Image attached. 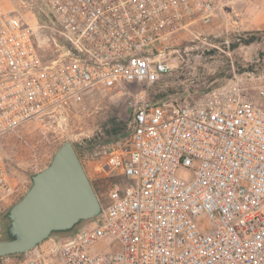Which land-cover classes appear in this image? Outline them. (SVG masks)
<instances>
[{"label": "built area", "instance_id": "2783aa9c", "mask_svg": "<svg viewBox=\"0 0 264 264\" xmlns=\"http://www.w3.org/2000/svg\"><path fill=\"white\" fill-rule=\"evenodd\" d=\"M219 0H0V208L18 198L3 139L91 91L145 85L128 135L102 145L95 219L12 264H264V105L227 84L152 100L181 33ZM46 41L56 57L39 51Z\"/></svg>", "mask_w": 264, "mask_h": 264}, {"label": "rangeland", "instance_id": "374dc122", "mask_svg": "<svg viewBox=\"0 0 264 264\" xmlns=\"http://www.w3.org/2000/svg\"><path fill=\"white\" fill-rule=\"evenodd\" d=\"M252 2L219 0L218 18L179 34L168 49L172 69L147 87L149 98L192 100L207 90L230 84L248 100L264 105V28L248 27L244 12ZM39 51L51 58L62 48L44 38ZM144 89L143 84L127 83L119 89L91 91L71 104L59 120L31 122L10 132L3 139V147L19 188L17 200L28 188L31 175L49 162L63 141L70 140L103 205L106 187L96 168V152L109 141L128 135L133 105ZM9 206L0 208V239L6 237ZM23 257L25 254L1 257L0 264H12Z\"/></svg>", "mask_w": 264, "mask_h": 264}, {"label": "water", "instance_id": "95a60500", "mask_svg": "<svg viewBox=\"0 0 264 264\" xmlns=\"http://www.w3.org/2000/svg\"><path fill=\"white\" fill-rule=\"evenodd\" d=\"M101 213L99 198L70 140L63 141L49 162L34 172L30 184L7 210L6 237L0 258L24 254L53 232L68 231Z\"/></svg>", "mask_w": 264, "mask_h": 264}, {"label": "crops", "instance_id": "0c3cea01", "mask_svg": "<svg viewBox=\"0 0 264 264\" xmlns=\"http://www.w3.org/2000/svg\"><path fill=\"white\" fill-rule=\"evenodd\" d=\"M253 6L244 9L247 15V25L251 28H264V0H254Z\"/></svg>", "mask_w": 264, "mask_h": 264}, {"label": "trees", "instance_id": "16d2710c", "mask_svg": "<svg viewBox=\"0 0 264 264\" xmlns=\"http://www.w3.org/2000/svg\"><path fill=\"white\" fill-rule=\"evenodd\" d=\"M82 222V221H81ZM81 222H79L78 224H76L75 226H73V228L71 230H73L76 226H78ZM83 223V222H82ZM81 223V224H82ZM71 230H68V231H63V232H53V233H60V234H67L69 231ZM17 256H21V254H17Z\"/></svg>", "mask_w": 264, "mask_h": 264}]
</instances>
